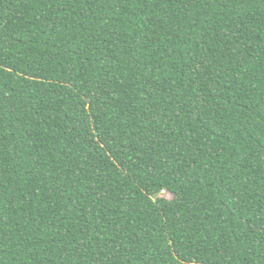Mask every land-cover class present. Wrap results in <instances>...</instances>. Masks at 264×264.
<instances>
[{"label": "trees", "instance_id": "obj_1", "mask_svg": "<svg viewBox=\"0 0 264 264\" xmlns=\"http://www.w3.org/2000/svg\"><path fill=\"white\" fill-rule=\"evenodd\" d=\"M0 264H264V0H0Z\"/></svg>", "mask_w": 264, "mask_h": 264}]
</instances>
